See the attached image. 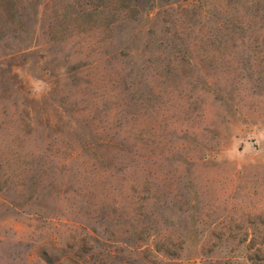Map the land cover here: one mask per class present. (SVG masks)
I'll return each mask as SVG.
<instances>
[{
    "label": "rangeland",
    "instance_id": "1",
    "mask_svg": "<svg viewBox=\"0 0 264 264\" xmlns=\"http://www.w3.org/2000/svg\"><path fill=\"white\" fill-rule=\"evenodd\" d=\"M0 0V264H264V0Z\"/></svg>",
    "mask_w": 264,
    "mask_h": 264
},
{
    "label": "trees",
    "instance_id": "2",
    "mask_svg": "<svg viewBox=\"0 0 264 264\" xmlns=\"http://www.w3.org/2000/svg\"><path fill=\"white\" fill-rule=\"evenodd\" d=\"M260 1H263V0H255L254 5L258 6V2H260Z\"/></svg>",
    "mask_w": 264,
    "mask_h": 264
}]
</instances>
